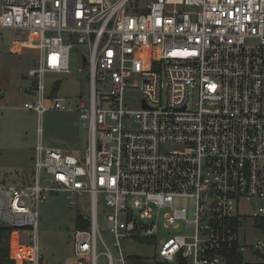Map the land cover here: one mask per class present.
Returning a JSON list of instances; mask_svg holds the SVG:
<instances>
[{
  "label": "built area",
  "instance_id": "1",
  "mask_svg": "<svg viewBox=\"0 0 264 264\" xmlns=\"http://www.w3.org/2000/svg\"><path fill=\"white\" fill-rule=\"evenodd\" d=\"M0 29L33 56L24 91L33 102L23 107L38 116L48 102L71 109L43 79L69 74L75 45L88 64L85 152L39 143L32 183L0 186V219L12 229L0 264H41L38 205L61 192L88 195L91 213L67 264H98L99 194L118 264H149L127 262L124 239H161L152 264H264V242L239 241L249 221L264 234V0H1ZM18 230L26 246L12 240ZM246 252L263 259L246 262Z\"/></svg>",
  "mask_w": 264,
  "mask_h": 264
},
{
  "label": "rangeland",
  "instance_id": "2",
  "mask_svg": "<svg viewBox=\"0 0 264 264\" xmlns=\"http://www.w3.org/2000/svg\"><path fill=\"white\" fill-rule=\"evenodd\" d=\"M138 4L141 1L137 0ZM1 2V0H0ZM145 8L141 12H144ZM14 32L0 29V186H22L32 183L34 178V153L37 144L50 148H59L65 153L83 155L88 140L87 125L79 119V103L88 99V64L87 53L83 46L75 45L69 53V74H48L43 83L50 95L68 98L69 111H58L52 108L38 116L35 112L25 109V103L33 99L24 91L31 86L26 71L34 68L33 56L15 52ZM81 68L83 71L78 72ZM5 74V78H3ZM58 83V89L53 93L52 86ZM4 93V97H3ZM138 108L139 94L131 95ZM38 128L41 133L38 134ZM264 166V162L260 163ZM45 175L40 181L44 185ZM67 193H47L38 205L37 238L40 248L41 264H67L73 255L74 232L76 216L87 219L90 217L89 196L69 198ZM73 200L75 205L69 202ZM110 209L105 205L103 195L97 196V221L100 229L97 243L98 264H106L105 252H109L118 264V250L113 247L114 240L107 229L106 217ZM248 222L245 232L240 233V244L251 246L256 241L264 242V234L251 228ZM0 227L3 222L0 219ZM11 235V233H10ZM10 238V236H9ZM25 231L12 233V240L26 246ZM104 242V245H103ZM162 240L156 243L124 239L121 241L122 252L127 262L131 257L144 259L152 264L158 257V248ZM26 248V247H25ZM264 256V251L262 253ZM258 258L246 252V262H261ZM191 264V260H187ZM73 264V263H69ZM174 264V263H172Z\"/></svg>",
  "mask_w": 264,
  "mask_h": 264
},
{
  "label": "trees",
  "instance_id": "3",
  "mask_svg": "<svg viewBox=\"0 0 264 264\" xmlns=\"http://www.w3.org/2000/svg\"><path fill=\"white\" fill-rule=\"evenodd\" d=\"M75 227L77 229L87 228V220H85V218L80 215L76 216ZM11 231V228L0 227V260L4 262L7 261L9 255V236ZM139 259L140 258L133 257L130 259V261L135 262Z\"/></svg>",
  "mask_w": 264,
  "mask_h": 264
},
{
  "label": "crops",
  "instance_id": "4",
  "mask_svg": "<svg viewBox=\"0 0 264 264\" xmlns=\"http://www.w3.org/2000/svg\"><path fill=\"white\" fill-rule=\"evenodd\" d=\"M3 78H5V74H3ZM28 90V88L25 90V91H27ZM26 96H28V95H30V94H28V92H27V94L26 93H24ZM5 95H4V93H3V97H4ZM28 97H30L31 98V96H28ZM34 158V157H33Z\"/></svg>",
  "mask_w": 264,
  "mask_h": 264
}]
</instances>
